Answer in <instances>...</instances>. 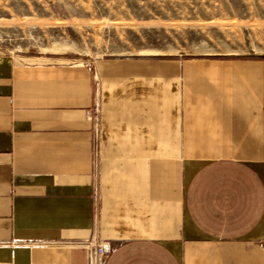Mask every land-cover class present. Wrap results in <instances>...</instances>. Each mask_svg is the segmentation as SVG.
Listing matches in <instances>:
<instances>
[{
	"label": "crops",
	"instance_id": "obj_1",
	"mask_svg": "<svg viewBox=\"0 0 264 264\" xmlns=\"http://www.w3.org/2000/svg\"><path fill=\"white\" fill-rule=\"evenodd\" d=\"M92 239L104 264H264V61L0 56V264Z\"/></svg>",
	"mask_w": 264,
	"mask_h": 264
},
{
	"label": "rangeland",
	"instance_id": "obj_2",
	"mask_svg": "<svg viewBox=\"0 0 264 264\" xmlns=\"http://www.w3.org/2000/svg\"><path fill=\"white\" fill-rule=\"evenodd\" d=\"M0 56L61 67L142 58L264 61V0H0Z\"/></svg>",
	"mask_w": 264,
	"mask_h": 264
},
{
	"label": "built area",
	"instance_id": "obj_3",
	"mask_svg": "<svg viewBox=\"0 0 264 264\" xmlns=\"http://www.w3.org/2000/svg\"><path fill=\"white\" fill-rule=\"evenodd\" d=\"M87 264H104L105 259L111 252L109 242L92 239L86 243Z\"/></svg>",
	"mask_w": 264,
	"mask_h": 264
}]
</instances>
